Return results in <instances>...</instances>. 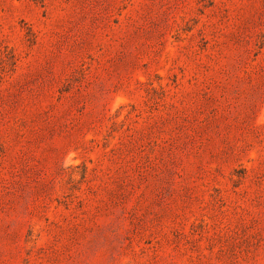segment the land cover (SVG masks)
Returning <instances> with one entry per match:
<instances>
[{"label":"rangeland","instance_id":"obj_1","mask_svg":"<svg viewBox=\"0 0 264 264\" xmlns=\"http://www.w3.org/2000/svg\"><path fill=\"white\" fill-rule=\"evenodd\" d=\"M0 264H264V0H0Z\"/></svg>","mask_w":264,"mask_h":264}]
</instances>
